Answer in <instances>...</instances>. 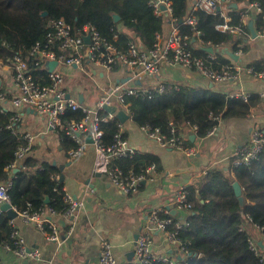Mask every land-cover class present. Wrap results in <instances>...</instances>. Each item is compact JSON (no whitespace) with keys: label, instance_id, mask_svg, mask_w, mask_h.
Listing matches in <instances>:
<instances>
[{"label":"trees","instance_id":"trees-1","mask_svg":"<svg viewBox=\"0 0 264 264\" xmlns=\"http://www.w3.org/2000/svg\"><path fill=\"white\" fill-rule=\"evenodd\" d=\"M170 1L176 25L181 35L189 38L193 54L206 58L210 54L207 48H214L216 58L209 61L213 69L222 71L233 65L221 51L222 47L227 46L232 52H237L243 45L246 51L245 39L216 29L217 25L225 22L220 12L211 14L196 10L191 7V0ZM234 2L236 6L229 12L232 24L241 23L240 12L251 3H258L264 13V0ZM115 14L120 17L119 21H115ZM189 16L198 19L196 29L186 24ZM61 18L76 29L86 24L94 25L104 38L124 51L131 41L140 47L151 48L166 24L162 17L153 13L149 0H0V79L4 74L2 67L20 56L28 60L37 82L41 85L50 83L48 73L34 65L29 52L37 43L46 42L49 23ZM254 18L255 29L259 30L262 14H255ZM180 21L182 23L179 24ZM246 30L250 33L248 27ZM250 66L255 72L264 71V61ZM117 70L119 68L114 71ZM126 103L133 123L139 127L158 128L170 134L172 123L182 134L183 128L189 125L196 127L197 135L202 138L218 125L219 115L223 114L224 118L248 117L252 109L260 105L261 99L254 93L244 101L223 91L166 84L163 93H156L151 98L131 96ZM15 114L9 108L0 112V183H11L8 194L19 211L37 210L45 205L63 213L68 203L64 199V184L58 179L61 170L39 155L36 146L24 160L25 168L12 176L6 170L15 161L17 146L24 142L8 129ZM103 114L106 113L103 111ZM83 116L80 111H68L62 120L80 121ZM17 124L19 126L20 123ZM120 124L118 119L102 123L106 145H112L115 136L121 133ZM57 134L64 152L77 148V143L64 130H57ZM122 136L125 137L123 132ZM114 164L125 171H140L151 164L158 168L159 165L156 158L143 154L134 159L116 158ZM234 182L241 186L243 207ZM187 191L192 210L187 218L189 226L182 233L183 240L190 243V254L183 259L184 264H264L261 246L257 244L256 250L251 245V241L255 242V227L264 235V153L248 166L208 169L187 186ZM10 219L7 213H0V247L12 241L14 227Z\"/></svg>","mask_w":264,"mask_h":264},{"label":"built area","instance_id":"built-area-1","mask_svg":"<svg viewBox=\"0 0 264 264\" xmlns=\"http://www.w3.org/2000/svg\"><path fill=\"white\" fill-rule=\"evenodd\" d=\"M235 4L234 0H194L196 10H203L211 14L221 13L225 22L217 25L218 31L230 33L245 40L252 37L246 30L247 17L252 13L262 14V26L256 32L257 37L264 38V13L261 6L258 3L245 6L240 12L241 23L232 24L231 16L226 14L224 10H233ZM149 5L156 16L168 18L170 23L174 25V29L166 42L159 41L158 37L156 43L149 49L140 48L134 42H130L127 50L124 51L104 38L92 24H86L76 29L63 18L52 20L49 23L46 42L37 43L29 52V57L34 65L48 73L50 83L41 85L37 82L31 72L28 60L16 56L6 67L12 72L17 93L9 96L0 92V112L7 111V106L16 110L29 107L47 121L51 130H64L77 143V148L69 152L71 159L78 158L84 153L88 143L87 139L90 138L95 152L94 172L106 176L114 187L127 195L137 192L143 183L154 180L158 174L157 166L151 164L140 171L134 169L125 171L114 164L116 158L134 159L140 152L122 136L121 124L119 125L121 133L115 136L114 143L106 145L103 141L104 131L101 126L102 123L117 119L119 110H124L131 116L129 105L126 103L128 97L147 96L151 98L156 93H163L166 84L158 80V77L164 64L196 71L215 83L239 80L242 73L264 80V71L255 72L249 66L233 64L225 67L222 71L213 69L209 65V61L215 60L216 55L210 53L206 58H203L193 54L190 49L189 38L182 36L176 27L177 20L173 17L172 2L170 0H149ZM186 24L196 29L198 19L195 16H189L186 19ZM196 32L200 35L199 31L196 30ZM86 37L89 38V43L86 42ZM236 54L239 57L244 54L243 45H240ZM53 63L55 64L54 67L49 70L47 65ZM86 63L106 72H113L116 68H124L134 80L140 81L143 76H149L157 80V83L150 87L127 85L121 82L113 83L101 89V94L94 105L87 106L67 92L64 74L61 72L62 67L82 69ZM68 94L69 97L67 98ZM230 97L247 101L249 93H231ZM106 107H115L117 111L115 113L107 112ZM68 111H80L84 116L80 121H63L62 117ZM103 111L106 113L105 115ZM15 112L16 114L12 116L8 129L12 134L19 135L24 142L17 146L15 161L6 168L11 176L25 168L24 160L32 152L36 141L35 134L21 132L17 124L19 114L17 111ZM170 126V134L149 126H143L142 130L148 138L156 141L160 146L174 148L193 156L195 149L186 146L183 136L178 132L176 126L172 123ZM193 129L197 130L196 127ZM216 130L217 128L214 127L208 135L215 134ZM262 153H264V127L255 125L251 129L248 143L237 148L231 156V166H248ZM10 187V182L0 183V213L7 212L2 209V206L8 204L10 205L9 211L17 213L16 218L36 225L50 242L61 243L62 234L54 218L57 215L74 218L79 203L73 196L64 189V199L68 203V208L63 213H58L55 209L45 205L40 206L37 210L29 208L19 211L11 203L8 194ZM191 210L192 204L188 200L187 186H181L177 190L172 202L163 207L152 209L136 240L135 263L184 264L183 259L190 254V243L183 240L182 233L189 226V222L188 217L178 218V213L180 211L186 212L188 216ZM16 218L10 219L14 231L11 235L12 241L5 243V248L14 252L22 260L39 259L40 253L37 250L32 251L27 248L16 227ZM155 230L166 236L167 241L175 249L176 256L156 253L153 239V231ZM251 245L257 250L256 242L251 241ZM261 257L264 262V254H261ZM98 264H118L112 244L105 239L100 241Z\"/></svg>","mask_w":264,"mask_h":264},{"label":"crops","instance_id":"crops-1","mask_svg":"<svg viewBox=\"0 0 264 264\" xmlns=\"http://www.w3.org/2000/svg\"><path fill=\"white\" fill-rule=\"evenodd\" d=\"M190 5L194 8V0L190 1ZM231 11L224 10L229 16ZM254 16L255 13H252L247 17L248 29L250 22H253L255 29ZM162 18L166 24L162 33L157 34V40L159 37V41L166 42L174 25L168 18ZM250 34L252 35L251 31ZM227 50L231 51L227 46L221 49L231 59L232 64L251 67L255 62L264 61V38L252 36L246 39L244 54L239 57L233 52L239 57L238 60L231 58ZM214 54L216 55L215 50ZM2 70L4 74L0 90L9 96L15 95L17 87L11 70L6 66ZM61 72L64 74L67 92L87 106L94 105L101 89L113 83L141 87H150L157 83V80L149 76H143L140 81L134 80L124 68L106 72L88 63L82 69L62 67ZM158 80L174 87L182 85L212 89L229 95L254 93L259 95L261 103L252 109L248 117L224 118L223 114L219 115L217 130L213 135L200 138L191 126H185L182 130L183 139L187 147L195 149L193 156L174 148L160 146L148 138L142 127L133 123L132 118L121 123L126 137L124 138L129 144L139 150L140 154L156 158L159 164L156 178L143 183L137 192L128 195L114 187L106 176L94 172L95 152L88 140L84 153L71 159L69 153L62 150L57 131L51 130L47 121L34 109L24 107L16 110L7 106L19 114L21 132L36 135L34 146L38 149V154L60 168L61 175L58 177L63 182L64 189L79 203V208L74 218L62 215L54 218L62 234L61 243L50 242L36 225L16 218V227L27 248L37 250L40 257L22 260L14 252L0 247V264H98L102 239L112 244L118 264H135L136 240L152 209L172 202L181 186H189L208 169L218 167L227 170L231 166V156L237 148L248 143L252 127H264V80L242 73L239 80L215 83L196 71L168 64L161 67ZM178 216L188 217L186 212L181 211ZM254 235L255 242L264 252V235L257 228H254ZM153 239L157 254L176 256L175 249L162 232L153 231Z\"/></svg>","mask_w":264,"mask_h":264},{"label":"water","instance_id":"water-1","mask_svg":"<svg viewBox=\"0 0 264 264\" xmlns=\"http://www.w3.org/2000/svg\"><path fill=\"white\" fill-rule=\"evenodd\" d=\"M235 6H236V4H235ZM114 18H115V21H119L120 20V17L118 16V15H114ZM180 23H182V21H180L179 22V24ZM249 29H250V31H251V33H252V36L255 38V37H257V32H256V30L253 28V22H250L249 23ZM89 38L88 37H86V42L87 43H89ZM207 51L208 52H210V53H214V49L212 48V47H209V48H207ZM227 52V54L231 57V58H233L234 60H238V56L236 55V54H234L233 52H231V51H226ZM54 63L53 64H48L47 65V67L49 68V70H52V68L54 67ZM0 85H1V79H0ZM69 97V94L67 95V98ZM81 100H82V98H81ZM106 109V111L107 112H111V113H115L117 110H116V108L115 107H106L105 108ZM131 118V116L129 115V114H127L124 110H119L118 112H117V119L121 122V123H125L127 120H129ZM88 140V142L89 143H91V139L90 138H88L87 139ZM234 189H235V192H236V194H237V196H238V199H239V203H240V206H242L243 207V205H244V197H243V195H242V189H241V186L239 185V183H237V182H235L234 183ZM46 202H47V200H46ZM2 209L4 210V211H7L6 213H7V215L10 217V218H16L17 217V213L16 212H13V211H9V209H10V205H8V204H5V205H3L2 206ZM175 214V213H174Z\"/></svg>","mask_w":264,"mask_h":264}]
</instances>
